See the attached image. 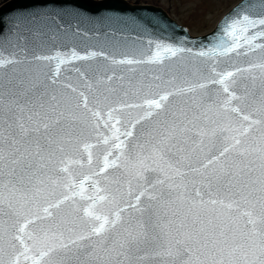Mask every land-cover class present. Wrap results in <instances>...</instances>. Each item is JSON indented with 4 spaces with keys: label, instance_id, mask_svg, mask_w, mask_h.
Segmentation results:
<instances>
[{
    "label": "snow or ice",
    "instance_id": "snow-or-ice-1",
    "mask_svg": "<svg viewBox=\"0 0 264 264\" xmlns=\"http://www.w3.org/2000/svg\"><path fill=\"white\" fill-rule=\"evenodd\" d=\"M13 21L0 264H264V0L212 39L154 12Z\"/></svg>",
    "mask_w": 264,
    "mask_h": 264
},
{
    "label": "water",
    "instance_id": "water-1",
    "mask_svg": "<svg viewBox=\"0 0 264 264\" xmlns=\"http://www.w3.org/2000/svg\"><path fill=\"white\" fill-rule=\"evenodd\" d=\"M240 2L241 0L229 8L218 20L216 25L210 31L203 34H193L187 26L179 23L161 6L146 3H132L128 0H6L0 4V26L4 25L6 33L14 22L13 18L17 17V14L21 12L28 14L55 10L67 12L83 11L86 14H96L111 10L117 13H127L129 15H144L154 12L175 21L178 26L185 28L191 37L204 38L208 37V34L216 29L217 24L221 22L222 18ZM145 6L149 10L148 13L143 11ZM208 38L212 39L211 37Z\"/></svg>",
    "mask_w": 264,
    "mask_h": 264
},
{
    "label": "rangeland",
    "instance_id": "rangeland-1",
    "mask_svg": "<svg viewBox=\"0 0 264 264\" xmlns=\"http://www.w3.org/2000/svg\"><path fill=\"white\" fill-rule=\"evenodd\" d=\"M2 0H0L1 2ZM163 7L193 34L210 31L221 16L239 0H128Z\"/></svg>",
    "mask_w": 264,
    "mask_h": 264
},
{
    "label": "trees",
    "instance_id": "trees-1",
    "mask_svg": "<svg viewBox=\"0 0 264 264\" xmlns=\"http://www.w3.org/2000/svg\"><path fill=\"white\" fill-rule=\"evenodd\" d=\"M3 1H5V0H2L0 3H2Z\"/></svg>",
    "mask_w": 264,
    "mask_h": 264
}]
</instances>
